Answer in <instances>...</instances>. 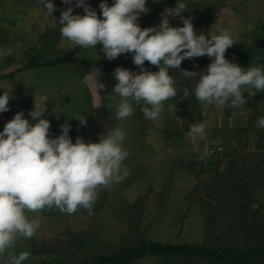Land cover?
Wrapping results in <instances>:
<instances>
[{"label": "rangeland", "instance_id": "1", "mask_svg": "<svg viewBox=\"0 0 264 264\" xmlns=\"http://www.w3.org/2000/svg\"><path fill=\"white\" fill-rule=\"evenodd\" d=\"M112 2L108 0L110 6ZM176 2L148 0L149 11L140 16L138 23L142 28L158 26L160 13L165 8L175 7ZM187 2L190 5L183 15L192 18L197 34L230 29L236 42L231 48L241 51L251 61L245 69L264 66V0ZM53 3L57 6L53 16L58 21L60 10L68 5H63L61 0H53ZM87 3L101 16L100 0H87ZM44 10L38 0H0V46L12 50L10 56L0 60V88L12 95L10 110L0 114V130L19 111L31 121L28 113L34 104L45 105L43 118L50 122L58 119L59 126L50 128L53 137L60 134V125L65 122L72 125L69 135L73 142L77 136H82L86 142H98L99 136L107 133V126L119 127L126 132L123 146L130 154L124 166L129 174L121 182L99 190L92 214L78 208L68 215L55 207L27 213L30 218H39L40 228L31 239L18 238L10 251L17 254L28 251V260L65 258L81 261L98 249L91 246L86 250L84 245L89 238L108 250L139 239L210 246L247 245V239H259L260 233L264 232V152L259 149L250 124L254 128L256 124L253 123L264 116V92L248 97L246 105L237 108L203 104L194 96L183 98V89L194 88L196 81L179 77L180 70H176L178 77L172 76L176 81L177 96L179 100L183 99L182 107L191 109L188 117H180L177 112L174 116L168 113V104H174L172 98L165 102L164 110L154 121L146 120L139 106H134L131 117L117 120L115 110L119 97L111 93L116 81H107L104 96L101 90L87 88L81 83L91 66L74 63L24 68L30 57L40 54L44 60L54 54L106 59L100 45L97 50L80 49L62 38L56 18ZM74 14H83L82 7L75 8ZM170 24L182 26L178 17L170 18ZM127 58L132 55L122 54L117 59ZM206 69L207 66H196L190 70ZM3 91L0 90V94ZM84 116L87 125L80 126L76 118ZM197 122L205 125V140L187 135L189 126ZM205 151L210 155L205 156ZM230 164L234 167L229 168ZM232 169L238 179H234ZM234 182L249 188L253 185L254 196L243 199L242 195H237L240 186L236 189ZM245 187L242 191L247 189ZM245 199L254 211H258L250 214L247 220L250 223L253 218L261 223L253 230V237L248 236L251 230L244 231L246 217L239 218L240 215L234 214L237 203L244 208L241 213L247 215L248 204L247 209L243 206ZM80 232L90 236L82 240L85 244L73 241ZM48 247L58 251L41 255L32 253V250ZM127 264L210 263L168 261L147 256ZM250 264H264V260Z\"/></svg>", "mask_w": 264, "mask_h": 264}, {"label": "clouds", "instance_id": "2", "mask_svg": "<svg viewBox=\"0 0 264 264\" xmlns=\"http://www.w3.org/2000/svg\"><path fill=\"white\" fill-rule=\"evenodd\" d=\"M61 3L68 7L60 10L57 21L53 0H38L42 9L56 18L62 38L80 49L97 50L100 45L109 61L131 54L133 64L140 69L137 73L118 66L112 72L116 83L111 93L119 97L117 120L131 117L134 106L140 107L146 120L158 119L165 102L177 96L170 69H180L179 77L196 81L194 88H184L182 95L184 99L194 96L203 104L237 108L246 105L248 97L264 92V66L245 69L226 58V51L236 43L230 29L197 34L192 18L183 15L190 5L187 0H177L175 7L165 8L158 26L143 28L138 19L148 13V0H113L111 6L108 0H100L101 16L87 0ZM81 7L83 14H74V9ZM177 17L182 26L174 27L170 18ZM11 54V48L0 46V60ZM204 56L211 60L206 71L181 68L185 59ZM146 61L158 71L146 68ZM101 76L100 69L93 67L81 83L103 90ZM0 90H4L0 94L3 114L10 110L12 95L4 88ZM167 110L176 115V104H168ZM45 112V105L34 104L28 113L34 123L19 111L0 130V258L6 254V264H24L29 258L28 251H10L18 238L31 239L40 228L39 218H30L27 213L55 207L68 215L78 208L92 214L99 190L121 182L129 174L124 166L130 153L123 146V129L107 126V133L101 134L98 142H86L82 136L73 142L68 122L60 125L59 135H50L51 122L43 118ZM76 119L80 126L87 125L85 116ZM255 126L264 129V116ZM187 135L205 140V125H190ZM204 155L210 153L205 151Z\"/></svg>", "mask_w": 264, "mask_h": 264}, {"label": "trees", "instance_id": "3", "mask_svg": "<svg viewBox=\"0 0 264 264\" xmlns=\"http://www.w3.org/2000/svg\"><path fill=\"white\" fill-rule=\"evenodd\" d=\"M225 56L230 61H233L234 63H237L241 67L246 68V66L251 62L250 59L241 51L235 49V48H229ZM264 60V59H263ZM211 62V60L207 57H199L192 60L185 59L182 64L181 68L183 69H191L193 67H200V66H208V64ZM85 64L88 66H91V68L96 67L100 69L102 76H101V82L105 85H107L108 80H114L112 76V72L116 67H124L126 69L132 70L134 72L139 71L140 69L136 67L133 62L132 58H127L125 60L121 59H114V60H107V59H79L75 58L69 54H54L53 56H50L48 59L44 60V56L42 54L30 57L24 68H32V67H40V66H48V67H54V66H60V65H66V64ZM145 67L148 69H156L158 71V68L156 66H151L146 61ZM175 69H170V74H175L178 77V73ZM172 72V73H171ZM105 85V86H106ZM105 88V87H104ZM106 89L101 90V95L104 96ZM102 96V97H103ZM179 96H176L173 98L174 104H176V112L180 117H188V114L190 113L189 108L182 107V101L179 100ZM104 100V97H103ZM58 121V119H56ZM57 121H52L51 126H59L57 125ZM256 122L253 123L255 125ZM251 131L254 132L255 141L259 146L260 150H263L264 152V129L254 128L250 124ZM239 130V129H237ZM254 130V131H253ZM232 138V137H231ZM238 140V139H237ZM238 142V141H237ZM222 142H219L221 144ZM262 155H260L261 157ZM263 157V156H262ZM259 158V157H258ZM232 161V160H231ZM231 166L229 168L234 167V164H230ZM233 170V169H232ZM233 172V173H232ZM232 174H234V179H238L239 177L236 176V172L233 170ZM235 183V182H234ZM236 189L239 187L240 190H236L237 195H242L243 199L246 197H253L255 194L254 186L252 185L251 188L245 187V186H238V183L236 182L233 184ZM243 187L247 188L242 191ZM234 188V189H235ZM243 192V194H241ZM234 193V192H233ZM249 193V194H248ZM253 195V196H252ZM233 196V194H232ZM231 196V197H232ZM234 197V196H233ZM238 201V200H237ZM243 206L246 208V204L248 209L247 215L242 214L243 207L241 205H238L236 203L234 214L236 216H239V218L246 217V223H244V231L251 230V233H248V236L253 237L252 233L253 230L257 225H261V223H257L256 219L251 218L253 221L249 223V220H247L248 216L252 214L254 211L252 207L250 206L249 202L244 200ZM247 202V203H246ZM250 219V220H251ZM244 232V233H245ZM81 235V236H79ZM89 234H82L80 232L78 235L75 236L73 239L76 243H81L82 240L88 239ZM249 237V238H251ZM249 242L247 245H226V246H210L206 244H197V243H171V242H163V241H150L146 239H139L137 241L129 242L126 244H122L114 249H105L103 246L101 247L98 242H95L92 238L88 239V243H83L86 246V250L90 249L96 246V251L94 253H91L89 256H87L85 259L81 261L76 260H69L65 258L52 260L50 258H43V259H36V260H27L24 262V264H127L135 260L142 259L147 256H153L158 257L161 259H165L168 261H188V260H197V261H206L210 264H250L258 260H264V232L260 233L259 239H255L252 241V239H247ZM58 251L55 247H48L44 250L37 249L32 250V253H35L36 255L41 254H47V253H53ZM90 252V251H89ZM7 256L0 258V264H6Z\"/></svg>", "mask_w": 264, "mask_h": 264}]
</instances>
